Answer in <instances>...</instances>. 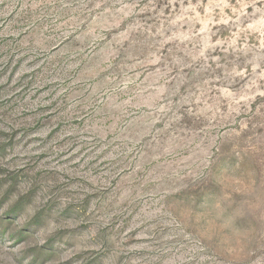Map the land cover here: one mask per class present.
Listing matches in <instances>:
<instances>
[{"label": "rangeland", "instance_id": "obj_1", "mask_svg": "<svg viewBox=\"0 0 264 264\" xmlns=\"http://www.w3.org/2000/svg\"><path fill=\"white\" fill-rule=\"evenodd\" d=\"M0 264H264V0H0Z\"/></svg>", "mask_w": 264, "mask_h": 264}]
</instances>
